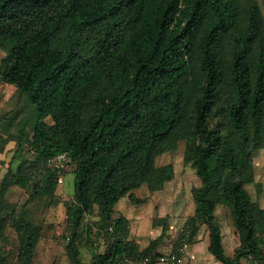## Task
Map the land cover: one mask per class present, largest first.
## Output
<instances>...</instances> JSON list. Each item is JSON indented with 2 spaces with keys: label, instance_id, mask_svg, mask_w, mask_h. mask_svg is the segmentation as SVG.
<instances>
[{
  "label": "trees",
  "instance_id": "obj_1",
  "mask_svg": "<svg viewBox=\"0 0 264 264\" xmlns=\"http://www.w3.org/2000/svg\"><path fill=\"white\" fill-rule=\"evenodd\" d=\"M0 46V81L31 107L16 123L18 112L0 113V153L12 141L21 153L0 178V264L13 254L2 244L9 225L17 264H34L43 227L7 196L19 186L26 204H58L59 171L48 159L61 152L75 174L65 202L67 264H158L161 237L140 248L116 206L144 184L162 190L175 169L156 160L181 141L200 179L182 237L191 242L206 224L218 261L264 264V209L247 188L264 148V13L256 0H0ZM219 204L239 235L233 255Z\"/></svg>",
  "mask_w": 264,
  "mask_h": 264
},
{
  "label": "rangeland",
  "instance_id": "obj_2",
  "mask_svg": "<svg viewBox=\"0 0 264 264\" xmlns=\"http://www.w3.org/2000/svg\"><path fill=\"white\" fill-rule=\"evenodd\" d=\"M256 1L264 13V0ZM5 52L4 46H0V61ZM20 109H22L21 112ZM33 110L35 112L34 107ZM6 111H12V114L18 112L14 120L16 123L24 115L27 116L30 113L31 107L27 104L25 96L21 95L14 85L0 81V113ZM16 129L14 125L11 126V131L14 132ZM14 145L13 141L10 142L6 150L0 153V178L9 167H15L21 155L20 152L14 155ZM184 150L185 141H181L175 150L166 152L157 158L158 165L172 163L175 169V177L166 182L162 190L153 192L144 184L134 191L133 196H127L122 204L123 209L130 216L132 236L140 248L147 247L153 239L161 237L158 250L164 257V260H160L163 264H173L167 260V257L176 251L175 248L179 247L184 239H187L182 235L188 217L195 211L192 190L200 185L195 168L184 159ZM254 163L255 179L247 185V188L252 198L264 209V148L255 151ZM73 171V166L70 165L68 171L65 172L64 182L58 185L57 193L60 200L58 204L50 203L49 197L39 198L26 204L29 192L19 186L11 187L8 193L7 199L10 203H18L19 211L43 227L35 252L34 264H67L69 262L65 247V237L68 234L65 202L73 197L75 178ZM117 212H121L119 206H117ZM216 218L222 230L225 250L229 255H233L240 241L229 208L224 204H219L216 209ZM262 235L264 240V233ZM18 242L19 239L13 225H9L6 240L2 244H4V251L13 250L9 259L10 264H17L15 253ZM194 242H201L204 245L202 251L204 254L200 257L202 259L196 264H204V262L223 264L209 258V254H213L209 250L208 254L206 250V242L209 243V229L206 224L200 225L190 246ZM81 251L85 260L91 258V252L87 247L82 246ZM186 261L185 259V263ZM244 262L253 264L248 260Z\"/></svg>",
  "mask_w": 264,
  "mask_h": 264
},
{
  "label": "built area",
  "instance_id": "obj_3",
  "mask_svg": "<svg viewBox=\"0 0 264 264\" xmlns=\"http://www.w3.org/2000/svg\"><path fill=\"white\" fill-rule=\"evenodd\" d=\"M48 164L55 167L59 171L58 185L64 182L65 170L68 168V154L67 152H61L48 159ZM190 242L188 239H184L182 244L178 247L177 251L169 254L167 260L173 264H183L185 256L189 250ZM160 260H164L163 256H160Z\"/></svg>",
  "mask_w": 264,
  "mask_h": 264
},
{
  "label": "crops",
  "instance_id": "obj_4",
  "mask_svg": "<svg viewBox=\"0 0 264 264\" xmlns=\"http://www.w3.org/2000/svg\"><path fill=\"white\" fill-rule=\"evenodd\" d=\"M143 186V185H142ZM127 198V196H124L120 201L119 203L117 204V206H119L121 208V212L122 214L126 215L127 217L130 218L129 214H127V212H125V210L123 209L124 206L122 205L123 204V201ZM117 206H116V209H117ZM196 245L198 247H196ZM191 247V249L188 250L186 256H185V259L187 260L186 263H189V264H196L197 262H200V258L202 254H204L202 251L204 249V245L201 243V242H194L191 246L189 245V248ZM206 250L208 252V242H206ZM161 252V251H160ZM209 254V252H208ZM209 258L213 260H217L215 258L214 255H211L209 254ZM136 262H129V263H124V264H135ZM184 263H185V260H184ZM183 263V264H184ZM185 263V264H186ZM158 264H163L162 262H159ZM204 264H208L207 262H204Z\"/></svg>",
  "mask_w": 264,
  "mask_h": 264
}]
</instances>
